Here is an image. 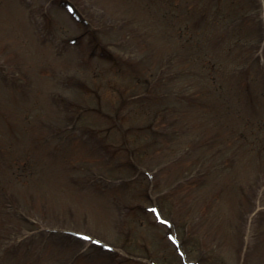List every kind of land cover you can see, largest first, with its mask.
Listing matches in <instances>:
<instances>
[{"label":"rangeland","instance_id":"1","mask_svg":"<svg viewBox=\"0 0 264 264\" xmlns=\"http://www.w3.org/2000/svg\"><path fill=\"white\" fill-rule=\"evenodd\" d=\"M191 1L197 22L202 21L204 9L207 15L214 17L212 11L217 4L223 8L217 17L230 16L231 20L233 16H241L239 33L223 39V34L220 37L212 33L214 28L210 23L199 24L195 34L199 48L193 54L188 45L181 46L176 28H172L176 15L170 11L175 8L166 7V0H73L74 14L66 9L63 0L53 3L50 0H0V148L4 157L0 161V179L7 176L2 181L6 193L21 205L24 213L32 214L36 223L29 226L19 222L16 214H12L10 198L0 195L3 199H0V264H19L18 257L23 254L21 250L25 251V244L29 248L30 264H66L70 259L72 264H90L81 255L77 256L81 246H73L71 238L62 235H58L64 246L61 252L47 240L44 241L45 254L37 255L42 243V235L37 233L46 231L45 228L90 233L85 236L84 245L88 246L85 251L90 252L91 264H108L109 260L105 253H96L91 248L89 243L94 236L115 244L108 248L129 258L121 264H151V260L156 264H184L177 246L171 242L172 230L160 224L145 206L141 196L145 184L140 187L139 182H132L125 186L123 182L120 187L122 181L115 176L131 172L116 169L113 158L109 162L99 160L98 166L91 158L100 157L95 148L108 142L111 150H119V160H129L125 157L126 150H122V132L108 121L99 120L101 117L90 109L101 101L104 110L115 111L123 96L133 93L142 96V86L130 79L132 66L142 63L148 64L151 72L156 70L155 76L161 74L166 79H170L177 67L183 69L186 80L187 77L193 79V86L185 92L186 87L181 88L185 81L180 78L173 85L168 81L167 91L177 92L181 88L179 93L183 96L194 91L203 101L176 103L166 98L171 97V93L165 97L170 107L166 120L169 143L145 161L152 165L150 167L160 169L161 183L149 193L153 205L159 200L165 212L176 213L183 221L199 215L201 220L195 235L192 230H187L186 235L188 244L200 237L203 251L214 250V256L204 264H214V259L220 264H235L245 236L248 245L244 264H264V168L261 162L255 161L249 143L235 138L240 129L249 133L248 138L260 134L261 124L257 120L264 116L263 102L256 90L261 88L260 78L240 83L239 77L232 74L230 79L222 80V85L217 72H212L217 78L210 81L203 76L205 70H201L204 69L202 60L206 59L202 56L204 50L209 51L206 57L214 63L208 68H218L220 75L221 68L225 71L230 68L228 72H231L243 67L240 78L245 79L243 74L255 72L258 66L257 55H261L264 62V48H258V45L264 46V41L260 43L259 25L252 12L254 4L252 0L233 4L223 0L213 2L209 9V0ZM261 4L264 9V0ZM91 37L100 40L96 42L97 47L88 44ZM236 38L233 44L231 40ZM98 46L114 63L95 58ZM186 55L191 60L178 65V56L185 58ZM79 78L91 86V92L75 91L72 81ZM247 92L248 100L241 101ZM60 96L65 98V106L85 107L83 115L86 114V120L92 121L95 129L106 127L107 133L101 141L88 143L83 135L79 139L67 138L69 133L76 132H67L65 106L56 101ZM250 99L255 107L250 108ZM131 103L126 105V111L123 105L118 113L114 112L118 126L126 132V126L134 123L135 128H141L147 119L146 106ZM131 113L136 115L131 116ZM245 122L251 123L248 129ZM58 131L63 132L62 136ZM7 161H17L22 166L26 163L29 171H22L18 178L8 176ZM206 169L210 170L200 180ZM176 171H183L182 174L191 171L199 178L195 190L183 199L176 193L186 192L184 187L165 193L170 182L180 174ZM85 176L87 181L92 180L91 186H82L80 179ZM124 197L130 205H119L118 198ZM253 206L262 211L254 218V212H249ZM183 211L188 217L181 213ZM240 211L246 213L244 221ZM37 225L41 228L32 230ZM31 235L33 241H29ZM205 239L214 244V249H209L208 243L203 247ZM18 240L19 245H14ZM191 245H188V253L196 255Z\"/></svg>","mask_w":264,"mask_h":264},{"label":"trees","instance_id":"2","mask_svg":"<svg viewBox=\"0 0 264 264\" xmlns=\"http://www.w3.org/2000/svg\"><path fill=\"white\" fill-rule=\"evenodd\" d=\"M201 0H197V2H200ZM223 0H209V9H211L210 4H212L213 2L216 3H220ZM235 2H239V0H229L228 3L233 4ZM164 5L167 6H171L172 8H175L173 11H170V13L172 15H176L174 23H172V28L175 29L176 28V33H177V37H179L182 47H186V45H188L189 47V51L196 52V50L199 48L197 42H196V38H195V34L198 33V25L200 22H196V20L194 21L195 15L196 13H194V15H190L192 14V12L194 11V7H191L193 5V2L191 0H166V2L164 3ZM207 7V6H206ZM205 7V8H206ZM223 8L221 6L215 7L213 9V18L211 19V22L214 26V29L212 31V33H216L219 36H222L221 34H223V39H227L228 37L234 36V34L239 33V25L238 23L241 21V16H233V18L230 20V16L226 17L224 16L223 18L217 17L216 15L219 14L220 11H222ZM206 11V9L203 10V14ZM231 27V28H229ZM236 28V29H235ZM230 29H232L230 31ZM192 39V41H191ZM218 40V39H217ZM237 41V38L234 40ZM223 43H225L224 41H222ZM176 46H179V44H177ZM210 53L207 50H204L203 52V59L202 60L203 64L202 66H204V69L201 68V70H205V74L203 76H205L206 80H210V81H215V79L218 77V79L220 80V84L223 85L222 80L225 79H230L231 75L233 74L235 77L241 75L240 72L242 71H232V72H228L225 71L224 68H221L222 72L221 75L219 73V69L218 68H213V67H209V65L214 64L213 61L206 56H209ZM189 58V59H188ZM190 57L189 55H186L185 58L180 57V61L183 64H186L187 61H190ZM212 72H217V77L215 75H213ZM248 74L246 75V78L244 81H247L249 79L251 80H256L258 79V77H262L264 76V68L260 67L256 69L255 72H251V71H246ZM228 74L229 76H227L226 74ZM227 76V77H226ZM226 77V78H225ZM224 80V81H225ZM243 81V80H242ZM176 82V81H174ZM158 85L160 86L161 83H158ZM262 88V92L264 93V86L261 87ZM147 100V99H146ZM141 101H145L143 99H141ZM145 111H146V122H148L149 124L146 126H143V131H141L140 134H138L136 136V131H133V135H134V141L137 142H141V141H145V142H150L149 146H159L161 145L159 139L155 136V133L153 131H151L150 126L154 125L157 126L158 125V118L155 117V119H152L151 116L153 115L155 111L154 107H152V105L149 104V106L145 107ZM157 114V113H156ZM258 123L261 124V129L259 132H261L260 134L262 135V137H264V118H259L257 120ZM239 137V136H238ZM260 142V148L258 151H256L259 155L260 154H264V143L261 142L260 138L258 140ZM158 152L156 150H154V154H157ZM152 157V155H151ZM264 157V155H263ZM27 164L24 163V166H22V163L19 164V162H7L5 168L8 169L11 174L15 177H19L22 171L26 170L29 171V169H26ZM23 167V168H22ZM183 172V171H182ZM182 174V173H181ZM179 175V174H178ZM5 179V178H4ZM2 181L3 178L0 179V187L1 189L5 190L6 186L2 185ZM25 263V262H24Z\"/></svg>","mask_w":264,"mask_h":264}]
</instances>
